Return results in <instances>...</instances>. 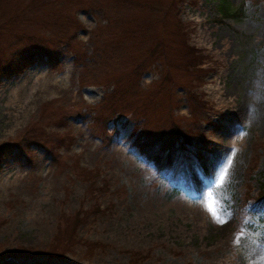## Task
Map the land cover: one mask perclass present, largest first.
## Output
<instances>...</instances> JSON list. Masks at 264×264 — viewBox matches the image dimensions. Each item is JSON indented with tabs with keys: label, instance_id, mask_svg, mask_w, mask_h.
Wrapping results in <instances>:
<instances>
[{
	"label": "rangeland",
	"instance_id": "rangeland-1",
	"mask_svg": "<svg viewBox=\"0 0 264 264\" xmlns=\"http://www.w3.org/2000/svg\"><path fill=\"white\" fill-rule=\"evenodd\" d=\"M223 1L0 0V264H264V0Z\"/></svg>",
	"mask_w": 264,
	"mask_h": 264
},
{
	"label": "trees",
	"instance_id": "trees-1",
	"mask_svg": "<svg viewBox=\"0 0 264 264\" xmlns=\"http://www.w3.org/2000/svg\"><path fill=\"white\" fill-rule=\"evenodd\" d=\"M218 13L219 16L222 18H236L239 15V10H237L236 8L231 7L229 4H227L226 2H224L223 0H221V2H219L218 6ZM25 51L27 53H25ZM33 54V53H32ZM44 55L49 57V55H47L46 52H44ZM31 57V53L30 51L23 49L22 51H20V58L18 61L17 66L14 68L13 72L18 73L19 71H21L23 69V67H26L28 64H30L32 62V57ZM54 63L57 62V60H55V57L53 58ZM4 75H7L4 73ZM0 76H3L2 72L0 71ZM190 97V103H192V97L191 95ZM107 119V118H106ZM105 119V120H106ZM111 121V120H110ZM108 139H109V134L107 135ZM142 141H140V143H136L138 145V150L141 154L144 155V157L150 161H152L153 165L157 168V169H163L166 167H170L172 162H173V155L170 149H164L161 152H157V151H150L149 149V139H147L146 137L142 136ZM180 143L182 142V138L179 141ZM141 144V145H140ZM6 150L8 151L7 148V144H1L0 145V162H1V156L6 152ZM264 197V191L261 190L257 197V203H260L263 200Z\"/></svg>",
	"mask_w": 264,
	"mask_h": 264
},
{
	"label": "bare ground",
	"instance_id": "bare-ground-1",
	"mask_svg": "<svg viewBox=\"0 0 264 264\" xmlns=\"http://www.w3.org/2000/svg\"><path fill=\"white\" fill-rule=\"evenodd\" d=\"M33 212H34V211L29 210L28 212L25 213V217H26L27 219H28V218H31L32 215H33Z\"/></svg>",
	"mask_w": 264,
	"mask_h": 264
},
{
	"label": "snow or ice",
	"instance_id": "snow-or-ice-1",
	"mask_svg": "<svg viewBox=\"0 0 264 264\" xmlns=\"http://www.w3.org/2000/svg\"><path fill=\"white\" fill-rule=\"evenodd\" d=\"M210 211H211V209H210ZM212 214H213V216L216 215L214 212H213ZM217 219H218V217H217ZM219 222H220L221 224H224V223H225V221H223V220H220Z\"/></svg>",
	"mask_w": 264,
	"mask_h": 264
}]
</instances>
